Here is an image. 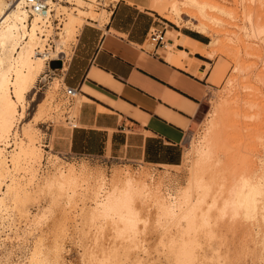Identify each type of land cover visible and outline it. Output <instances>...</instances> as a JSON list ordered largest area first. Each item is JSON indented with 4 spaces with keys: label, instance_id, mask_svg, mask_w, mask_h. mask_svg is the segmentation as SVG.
Wrapping results in <instances>:
<instances>
[{
    "label": "rangeland",
    "instance_id": "rangeland-1",
    "mask_svg": "<svg viewBox=\"0 0 264 264\" xmlns=\"http://www.w3.org/2000/svg\"><path fill=\"white\" fill-rule=\"evenodd\" d=\"M213 1H215L217 4L225 6L231 11L232 15L224 17V23L219 27L220 33L218 34V37L222 39L223 44H220H222L224 47L219 48L220 52L218 51L217 55L213 59L207 58V62L201 61L200 64H203L206 67L203 72H208L210 78H212L211 73L215 67H219L220 72L219 74H216L217 76H214L213 79H207V83L210 86L204 87L205 96L203 105L195 119L196 121L193 123L185 137L183 160L178 166H158L141 162L131 164L127 161L106 162L99 158L91 157L73 158L66 157L65 155L59 154L51 149V145H48L50 129L54 126H70L71 123H75L73 120L75 109L74 107H69L70 100L66 97L64 92L65 88L62 82V69L66 66L68 60L71 57L73 43H75L76 37L72 38V41L70 40L68 43L69 45L66 47L67 54L65 56L63 53H59L58 56L50 55V52L54 51L56 48V39L58 38L56 32L57 30L59 31V29L56 28L62 27V20L66 16L65 11L59 7V5H56L60 8L59 13L62 12V14L59 17H55L51 20V24L53 26L52 33L46 41L48 44L47 48H49L47 50V63L43 69V72L35 83V89L32 90V93H29V103L26 107L25 115L22 119L23 121L18 123L16 127L17 133L19 134L18 136L22 137L23 135L20 133L21 129L18 130V128H21L26 121L31 122L30 124L32 125L34 124L33 132L35 133L37 139L38 149L40 147L39 150L41 152L40 162L35 164L36 167H34V169L36 168L35 180L33 179V184L31 183L28 185L29 187L27 186L28 189L26 188V193L30 192L27 193L29 199L27 197H22L25 200H23L22 203H18L20 208L27 209L29 217H19L20 215L18 214L17 210H14L15 208H13L14 212L10 209L12 206H14L11 205V201H6V203L8 202L6 204L8 207H6L5 212L4 210L2 211L4 213L0 211L2 213H0V219H3L0 220V264H28V257L31 256V252L35 248L34 246L37 239L39 238H41L42 241V250L46 248L45 250L47 256L50 258L52 255V258L55 257V249L57 250V248H59L58 253L61 251L59 255H56L58 257L57 259L54 258V260L51 258L50 264H113V262H109V258L107 259L106 256L112 255V251L114 248H116V246H123L122 248L120 247L121 249H125V247L126 250L129 249V257L131 260L129 258V262L127 264H176L173 262L174 258L172 257L171 259V255L168 252L171 247L176 246L178 249L181 246H178V244L181 242V237L185 238L188 242V246L192 247L195 256L198 255L202 258V264H264V256L259 253V246L261 247L262 245L259 241L264 239V236L260 237L262 233L264 234L263 229V232L259 231L261 229L258 230L260 235L259 232L255 233L258 235H254V232L256 231H252V229L250 230V228L247 227L248 224L246 223V226L244 221H242L243 223L241 221L237 223H240V225H235V222L239 220L236 219L233 223L230 221V218L225 215L226 217L223 220H225L224 223L227 224L224 226L222 223L223 221L217 219L218 217L216 215L221 206V197L226 192L225 191L222 193V183L224 180L223 175L219 173H214L213 175L208 174L209 176H204V184L206 183V185H203L204 188H202L205 191H203L202 188H198V190L195 189L197 193H200L199 195H201V201H199V204H197L198 202L196 203L198 207L196 210L197 216L195 219L197 222L196 230H198L199 236L194 238L191 237L192 234H187L181 229L176 228L175 225L170 222L166 223V229H162L161 227L158 229V225L156 224V207L153 205V202L150 204V201L146 203L150 204V206L145 205L147 209L145 208L146 210L143 209L140 211V220L138 221L137 231L138 233L136 237H134L135 239H129L131 237H129L126 233L125 236L127 235L129 238H126L127 236L125 237L124 235L117 236L116 233L113 232V229L110 228V225L107 224L106 220L108 221V219L105 220L102 217H97L98 219H96V217L90 218L91 215L88 207L91 204V200L87 196H82L83 192H75L74 194L76 196H71L69 201H67L65 195H55V185V187H52L51 185V187H49V185H47L49 187V189H47L48 187L43 184V179L45 176L54 174L57 168L61 167L62 169H66L72 164L75 168L77 167V171L85 170L84 172L89 174L92 171V175H96L98 171H101V173L103 172L107 182H109L113 173L123 169H129L132 173L137 174L139 172H144V174L149 173V177L151 176L154 182L160 183V185L162 184L159 186V190L162 195H167L168 192L175 193L182 188L185 189L189 184L188 176H190V168L192 169L193 167L191 163H194L195 161V157H193L195 155L192 151L193 145H195L197 140L203 135L205 131L203 129L206 127L205 125H207L208 121L212 117V111L215 107L214 103L219 100L218 97L221 98L224 97V95L227 98L230 97L228 98L230 102L231 100L236 101L231 103H237L235 106L232 104L233 108H231V110L234 109L235 111L233 112H235V114L237 112V114H231L229 116L230 124L237 123V125H241H239V128H237V125H235L237 129H234L235 132L230 125L228 126L231 128V131L229 129L227 131L228 133L225 134H229L230 131V135H226V137H224L222 144L225 143V145H227L230 143L229 141H231L233 148H230L232 146L229 147V145L224 146V144H221V147L224 146L226 152L224 149H222L224 152H222V150L220 151L223 154L219 153L221 156L219 165H222L220 166L222 168L226 167L228 162L225 160L228 161L229 158L231 159V156L235 158H238L239 156V158H245V161L249 163L251 167L258 168L260 161H264V41L246 36L242 28L244 26H248V22L245 18L246 10L248 8H253L251 7L253 5L255 7V4H252V0ZM150 2L151 0H149V4ZM62 5L67 4L62 3ZM89 6H91L94 11L99 12V14H101V12L104 10L98 9L94 5ZM83 8L86 7L83 6ZM99 14L95 21H91L97 22L99 25H101L105 22V20L101 19ZM105 14L110 15V12L106 11ZM155 16L157 18L159 17L156 19V21H159V28L165 27L166 43L169 42V36L172 32H175L176 29L178 30L184 26L190 27L189 23L186 24L183 22L182 26H177L157 13ZM185 19L186 16H183V20ZM88 23L90 22L85 18L82 26ZM236 36H238L239 40L240 38L241 40H244L247 46L249 43L253 44L250 47L248 46L250 50L249 48L246 49V46L244 47L242 45L244 44L242 41L236 42L239 41L236 39ZM208 37L210 41L211 36L209 34ZM228 39L231 40L228 41ZM253 47L254 49H252ZM165 49L166 51L168 50V48ZM163 52L165 51H162V53ZM229 78L233 79L232 81L234 86H232V90L230 89L228 92L226 87H228L227 81ZM55 79L59 80V83L57 88L53 89L51 87L52 85L50 86V84H52ZM224 90L226 91L223 92ZM246 100L249 102L247 103ZM247 104H252L253 106ZM235 117L237 118V122L232 121L231 123V120ZM228 127L226 128L228 129ZM236 131L239 132L236 134ZM227 139H229L228 143ZM13 147V145L11 147H7V150L9 151ZM235 153H237L238 156L233 155ZM224 154L225 156H223ZM20 172H15V177L17 176L16 178H19L18 180L21 179L20 182L24 184L28 177L25 173L24 176V171L22 172L21 170ZM25 177L26 179L24 180L23 178ZM3 182L4 183L0 188V197L6 191L5 185L9 183L8 178H5ZM44 185L47 188H45ZM51 188L53 189L51 194L55 192V194H53L55 199H53L54 197H50L52 196L50 194ZM206 188L208 189L207 191ZM194 191L192 190L191 194L196 200L199 195H197ZM83 197H85V200ZM50 201L54 203H51ZM21 204H25V208H23V205L21 206ZM210 204L212 206H210ZM48 208H51V210ZM202 212H207L209 222L208 224H204L202 219H200V214ZM41 213H45V219L41 220L42 222H37V217L41 215ZM226 219H228V221H226ZM217 220L220 224V227H216L219 226V224L216 223ZM229 221L232 223V225L236 226L237 229H233L232 227L234 226H229ZM221 223L224 228H221ZM262 225L263 224L260 226L261 228L263 227ZM246 227L248 229L247 233L250 232L249 234H246V230L243 229ZM211 228L214 230L211 236L205 235V231L201 232V229L206 230ZM161 230L163 231V234L161 233ZM255 241H257V244ZM245 247L248 249H246L247 251L245 250ZM45 250H43V252ZM250 251L255 252L251 254L246 253ZM103 257H105V260H103ZM134 257L136 259L138 258L139 261ZM58 259L59 261H57ZM140 260L143 262L140 263ZM196 261L197 258L194 260V262ZM201 262L197 261L196 263L200 264Z\"/></svg>",
    "mask_w": 264,
    "mask_h": 264
},
{
    "label": "bare ground",
    "instance_id": "bare-ground-1",
    "mask_svg": "<svg viewBox=\"0 0 264 264\" xmlns=\"http://www.w3.org/2000/svg\"><path fill=\"white\" fill-rule=\"evenodd\" d=\"M252 1V4H255V7L253 5L251 6L253 8H248L245 12V18L248 22V26H244L242 28L246 36L264 41V0ZM65 3L67 5L59 3L55 4L53 7H50L49 12L46 15H43L41 12H32L30 14L24 7L23 0L15 2L0 0V188L3 185L5 178H8L9 180V183L5 185L6 191L0 197V211L2 212L4 210L5 212L6 207H8L6 204L10 200L11 205H14L12 207L10 206V209L13 210V208H15L14 210H17L20 215L19 217L22 218L29 217V213L27 209L20 208L18 203H22L23 200H25L23 199L24 197L28 198L27 193L30 192L26 193V188L33 182V179L35 180L36 168L34 169V167H36L35 164L40 162L41 152L39 150L40 147L38 149L37 139L35 133L33 132L34 124L32 125L30 124L31 122L26 121L21 128H18V130L21 129L20 133H22V137L18 136L19 134L17 133L16 127L18 123L23 121L22 119L24 118L25 110L29 103V93H32V90L35 89V83L47 63V50L49 48H47L48 44L46 41L52 33L53 26L51 24V20L62 14V12L59 13V7L65 11L66 16L62 20V27L56 28L59 29V31L57 30L56 32L58 36L56 39V48L54 51L50 52V55L58 56L59 53H63L65 56L67 54L66 47L69 45L68 43L70 40L72 41V38L76 37L83 21H85V18L92 22L91 20L95 21L99 14V12L94 11L91 6H89L91 4L85 0H65ZM56 5H59V7ZM83 6L86 8H83ZM151 6L157 14L161 15L163 18L175 25L182 26L183 22L186 24L189 23L191 29L206 35L209 34L211 36L209 43L202 45L189 41L178 30L172 32L169 36V42L166 43V48H168V50L163 54L164 59L171 65L184 68L187 71H191L193 74L198 75V69L193 68L194 63H199L197 59L192 57L195 50H199L203 56L213 59L217 55L219 48L224 47L222 46V39L218 37V34L220 33L219 27L223 25L225 20L224 17L232 15L231 11L225 6L217 4L213 0H168L162 4H152ZM52 10L53 12H51ZM105 13L106 10H103L99 16L101 19L107 21L109 14L107 15ZM183 16H186L185 20H183ZM236 39H238V36H236ZM230 40L231 39H228V41ZM240 41L244 43L241 44L244 47L246 46V49L253 45L247 43L248 47L244 40H241V38L236 42ZM179 44L185 47L188 46L190 48L189 53L185 50L176 48ZM252 49H254V47ZM219 72V67H215L211 73L212 78H209L213 79V77H216V74H219ZM204 76L205 72H201L199 77L202 78ZM57 79L50 84L53 89H56L58 86L59 80ZM232 80V78H229L227 81L228 87L226 88L228 92L231 87L234 86ZM178 84L183 85L180 82ZM183 86L191 93L200 96L201 88L199 84L194 81L188 80V82H186ZM225 91L226 90L223 92ZM228 98L225 95L221 98L218 97L219 100L214 103L215 107L212 111V117L210 120L208 119L209 121L207 120L208 123L205 125V129H203L205 130L203 135L197 140L196 144L193 145L192 151L195 155L193 156L195 157V161L194 163H191L193 167L192 169L190 168L191 171H189V184L186 188L184 187L185 189L182 188L183 190H178L175 193L168 192L167 195H162L159 190V186L162 184L160 185V183L154 182L153 178L151 176L149 177V173L144 174V172H139L137 174L132 173L129 169H123L113 173L110 180L108 179L109 182H107L103 172L101 173V171H98V173L96 172L97 174L95 173L96 175H92V171L90 174L84 172L85 170L77 171V167L75 168L72 164L66 169H62L61 167L57 168L54 174L45 176L43 184L46 186L49 185V187H53L55 185L56 188L54 189H56V194L54 191L53 194L65 195L67 201H69L71 196L73 197V195H75V192H83L82 196H87L91 200V202L89 200L91 204L88 207L91 216H88H90V218L96 217V219L101 217L105 220L108 219V221L106 220L107 224L110 225V228L113 229V232H115L117 236H125L126 233L129 237H131L129 238L126 235V238L135 239L134 237H136L138 233L140 211L143 209L146 210L147 207H145V205L150 206L151 202H153L157 212L156 224L158 225V229L159 227L166 229V223L170 222L173 223L176 228L181 229L187 234H192L191 237L194 238L199 236V232L196 230L197 222L195 217L197 216V204L201 201V195H199L200 193H197L196 190H198V188H202L203 185H206V183L204 184L205 175L219 173L223 175V183L225 182L224 184L222 183V193L226 191V194L224 193L221 197V206L216 215L218 217L217 219L222 220L223 222H221L224 226L227 224L224 223L225 220H223L226 216L230 218V221L233 223L234 220H239L235 222V225L240 221H244L245 224H248V226L247 224L246 226L249 227L250 230L252 229V231H256L254 232V235H258L255 233H258L259 231L263 232L264 230V161L261 160L258 164V168H254L245 161V158L242 159L241 156V158H239L238 154L235 153L233 155H237L238 158L231 156V159L229 158L228 161L224 159L228 162L226 167L222 168L220 167L222 165H219L221 160V156L219 154L221 153L220 151L224 149V146L229 145L230 147L233 145L231 141L227 144L229 140L227 139V145L223 143L224 146L221 147L224 137H226V135H230L231 128L228 126L230 125L233 130H237L235 126L237 125V118L235 117L236 119L234 118L231 120V123L232 121H236L234 122L236 124H230L229 121V116L231 114H235V112H233L235 110H231V108H233L232 104L235 106L237 103H231L234 100L230 99V102ZM248 102L249 101H247V103ZM247 105L253 106L252 104ZM239 125L241 124H238L237 128H239ZM226 127H228V129ZM229 129V134H225L228 133L227 131ZM239 131H236V134ZM12 145L14 147L8 151L7 147H11ZM230 148H233V146ZM224 150L226 152V149ZM222 152L224 151L222 150ZM223 156H225V154ZM21 170L22 172L24 171L23 174L25 173L28 177L24 184L20 182L21 179L18 180L19 178L17 179V176L15 177V172L19 173ZM23 179L25 180L26 177ZM46 186L45 188L48 187ZM49 187L47 189H49ZM52 190V188L51 191L48 190L50 191V194L52 193ZM192 190H195L194 192L199 195L198 197L196 196V200L192 197ZM207 190L208 189L206 188V191ZM203 191L205 190L203 189ZM53 194H51L52 196L50 197H54ZM84 198L85 197H83V199ZM53 199H55V197ZM7 200L8 202L6 203ZM149 201L150 204H146ZM22 205L23 204H21V206ZM24 205L22 206L23 208H25ZM210 206L212 205L210 204ZM48 209L51 210V208ZM207 212H202L200 214V219H202L204 224L209 223ZM38 217L37 222H40L45 219V213H41ZM218 220L215 222L219 224ZM226 221H228V219H226ZM230 221L228 222L229 226H234ZM222 223L221 228H224ZM261 224H263L262 228L260 227ZM237 225H240V223ZM216 227H220V224ZM247 227L243 229L246 230V234H249L250 232L247 233ZM232 228L237 229L236 226ZM204 231L206 232L205 235L211 236L214 230L212 228L206 230L201 229V232ZM161 233L163 234V231ZM263 236L264 234L262 233L260 237ZM181 238V242L178 244V246H181L178 249L176 246L171 247L170 250L168 249L171 259L172 257L174 258L173 262L176 264H197V261L201 262L202 258L198 255H196L198 256L196 257L192 247L188 246L186 239L183 237ZM261 240L262 241H259L260 244H262L261 247L259 246V253L264 256V239ZM41 242V238L37 239L34 246L35 248L32 250L31 256L28 257V264H50V260L53 255L51 258L47 256L45 250L46 248L43 249L45 250L43 252ZM256 242L257 241H255V243ZM120 247L116 246V248L112 251V255L106 256L107 259L109 258V262H113V264H127L129 262V249L126 250V247L125 249H121L123 246L121 248ZM58 249L59 248H57V250L55 249L56 253L54 252V258L56 259L58 258L56 255H59L61 252L60 251L58 253ZM246 249L247 248L245 247V250ZM254 252L255 251H250L246 253L251 254ZM195 257L197 258L196 262H194V260H196ZM104 258L105 257H103V260H105ZM136 260L139 261L138 258ZM57 261H59V259ZM141 262L143 261L140 260V263ZM200 264H202V262Z\"/></svg>",
    "mask_w": 264,
    "mask_h": 264
},
{
    "label": "crops",
    "instance_id": "crops-1",
    "mask_svg": "<svg viewBox=\"0 0 264 264\" xmlns=\"http://www.w3.org/2000/svg\"><path fill=\"white\" fill-rule=\"evenodd\" d=\"M150 4L118 0L102 25L89 21L79 29L62 69L64 88L76 90L69 98L75 126L50 129L48 145L55 152L158 166L183 160L185 137L203 105L204 87L210 86L208 72L199 77L207 57L199 50L192 54L199 61L193 64L198 75L167 62L165 47L148 39L160 26ZM178 31L193 43H209L208 35L191 27ZM176 48L190 51L181 44ZM188 80L199 84L200 96L185 89Z\"/></svg>",
    "mask_w": 264,
    "mask_h": 264
},
{
    "label": "built area",
    "instance_id": "built-area-1",
    "mask_svg": "<svg viewBox=\"0 0 264 264\" xmlns=\"http://www.w3.org/2000/svg\"><path fill=\"white\" fill-rule=\"evenodd\" d=\"M8 2H15L18 0H7ZM24 7L31 14L32 12H41L43 15H46L49 12L50 7H53L55 4H66L65 0H23ZM91 5H94L98 9H104L111 12L114 8V5L118 0H85ZM53 12V10L51 11ZM149 42L154 43L157 46H162L166 48V30L165 27L162 28H153L148 36ZM66 97L69 99L73 97L76 93V90L71 87H66L64 89ZM72 127L75 126V123H71Z\"/></svg>",
    "mask_w": 264,
    "mask_h": 264
}]
</instances>
